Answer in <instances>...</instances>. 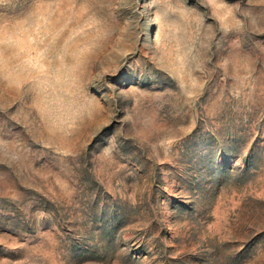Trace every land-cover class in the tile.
<instances>
[{
    "label": "rangeland",
    "instance_id": "rangeland-1",
    "mask_svg": "<svg viewBox=\"0 0 264 264\" xmlns=\"http://www.w3.org/2000/svg\"><path fill=\"white\" fill-rule=\"evenodd\" d=\"M0 264H264V0H0Z\"/></svg>",
    "mask_w": 264,
    "mask_h": 264
}]
</instances>
